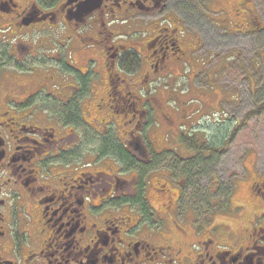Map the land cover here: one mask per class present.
Returning a JSON list of instances; mask_svg holds the SVG:
<instances>
[{
    "label": "flooded vegetation",
    "instance_id": "1",
    "mask_svg": "<svg viewBox=\"0 0 264 264\" xmlns=\"http://www.w3.org/2000/svg\"><path fill=\"white\" fill-rule=\"evenodd\" d=\"M246 1L242 35L259 31ZM187 3L199 1L0 0V264H264V176L239 231L167 220L189 192L187 162L228 147L188 136L189 116L172 113V86L202 44ZM174 132L182 168L167 162Z\"/></svg>",
    "mask_w": 264,
    "mask_h": 264
},
{
    "label": "rangeland",
    "instance_id": "2",
    "mask_svg": "<svg viewBox=\"0 0 264 264\" xmlns=\"http://www.w3.org/2000/svg\"><path fill=\"white\" fill-rule=\"evenodd\" d=\"M198 1V5L187 3L184 22L186 29L200 36L202 44L197 43L199 49L188 57L195 70L183 65L184 73L172 86L177 98L172 103V113L184 109V115L189 116L183 123L190 128L188 136L198 135L209 145L229 143L218 161H204L199 157L198 161L187 162L189 173L193 174L187 182L189 192L181 200L182 211L177 216L169 214L167 220L172 219L175 228L187 226L184 214L199 228L208 227V220L217 224L223 222L220 231L227 234L230 229L239 231L246 224L253 203V197L248 195L249 186L255 178L264 176V108H261L264 105V0L246 1L259 30L246 35L236 31L243 27L240 24L244 18L235 15L241 9L236 3L238 0H230L235 11L228 13L223 1L219 5L218 0ZM171 7L181 12L180 7ZM234 128L237 130L230 136ZM170 140L168 147L177 153H169L167 162L176 165L178 161V168H182L186 163H180L175 155L185 156L186 153L178 134H171ZM109 165L114 167V164ZM94 168L105 167L98 164ZM155 179L157 176H152V184L158 188ZM148 189L151 192V188ZM213 192H216L213 195L219 208L215 214L209 213L213 210L209 208ZM134 197L128 195V198ZM136 200L139 199L136 197ZM163 201L152 194V206L157 210ZM187 204H191L190 209L194 211L187 209ZM239 205L243 207H237ZM161 231L172 238V242L182 239L166 222Z\"/></svg>",
    "mask_w": 264,
    "mask_h": 264
},
{
    "label": "trees",
    "instance_id": "3",
    "mask_svg": "<svg viewBox=\"0 0 264 264\" xmlns=\"http://www.w3.org/2000/svg\"><path fill=\"white\" fill-rule=\"evenodd\" d=\"M261 108H264V105L261 106ZM245 116H246V119H248V116H249V115L246 114ZM222 139H223V138H221V140H222ZM214 141H216V140H214ZM224 143H228V142H225V141H224ZM108 148H110V147H108ZM111 151H114V150H111Z\"/></svg>",
    "mask_w": 264,
    "mask_h": 264
}]
</instances>
